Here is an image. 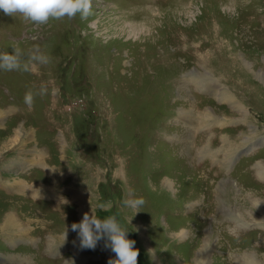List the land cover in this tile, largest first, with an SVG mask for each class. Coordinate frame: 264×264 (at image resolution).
<instances>
[{"label":"rangeland","instance_id":"1","mask_svg":"<svg viewBox=\"0 0 264 264\" xmlns=\"http://www.w3.org/2000/svg\"><path fill=\"white\" fill-rule=\"evenodd\" d=\"M12 45L28 69L0 70V264H107L104 241L81 250L70 230L93 209L130 220L138 264H264V0H92L44 24L0 11Z\"/></svg>","mask_w":264,"mask_h":264},{"label":"clouds","instance_id":"2","mask_svg":"<svg viewBox=\"0 0 264 264\" xmlns=\"http://www.w3.org/2000/svg\"><path fill=\"white\" fill-rule=\"evenodd\" d=\"M0 11L5 15L15 16L17 13L33 22L44 24L49 18L61 19L64 17L72 18L79 13L82 19H86L92 12V0H0ZM22 51L16 45H12L11 52H0V70L12 71L28 69L27 64H21ZM33 59H39L47 62L45 55L33 56ZM44 91L43 89L41 90ZM34 95L28 91L24 95L25 104H33ZM264 199L256 202V207ZM60 203L67 204L69 201L63 196L60 197ZM145 200L142 197L127 198L123 201V207L135 210H141ZM97 208L108 210L104 203H99ZM93 213H84L79 222H74L70 230L75 232L79 241L81 250H95L101 241H104L103 247L114 254L107 261V264H138L140 251L136 245V240L130 238L128 224L123 222L119 214L107 215L103 218ZM69 228L64 230V240L66 239ZM76 243V240L73 241ZM149 255L155 261L156 253L149 249Z\"/></svg>","mask_w":264,"mask_h":264},{"label":"bare ground","instance_id":"3","mask_svg":"<svg viewBox=\"0 0 264 264\" xmlns=\"http://www.w3.org/2000/svg\"><path fill=\"white\" fill-rule=\"evenodd\" d=\"M127 29V31L130 33V34H132V35H137V34H139V31H140V29H138V28H134V27H131V25H129L128 24V27L126 28ZM238 107L239 108H244V105L243 104H238ZM259 168H260V173L261 174H263L264 175V168L262 167V166H259ZM167 182L168 183H172V181H169V180H167ZM57 196V195H56ZM77 196H82V195H78L77 194ZM61 197V196H60ZM60 197L59 198H55L56 199V201L58 202H60ZM5 213V212H4ZM6 215H8L7 216V220L8 221H10V222H12V223H15V222H17V217L15 216V214L14 213H12V212H10V213H7ZM143 226V225H142ZM185 232V230H183V231H177V234H176V236L178 237V236H183V233ZM171 234V233H170ZM11 235V234H10ZM14 236H16L15 234H12V236L10 237L11 239H13V238H15ZM175 236V237H176ZM54 241V240H53ZM68 242V241H67ZM69 243V242H68ZM203 243V242H202ZM251 254V253H250ZM240 255V254H239ZM205 256H204V254H202V257H201V260L199 261V263L200 264H204V261L202 260L203 258H204ZM243 257V259L244 260H242L241 261V264H255V262H256V260H255V258H253V255L250 257V255H248L247 254V251L246 250H244V252H243V254L242 255H240V257H237V259H240V258H242ZM257 264H258V262H256Z\"/></svg>","mask_w":264,"mask_h":264},{"label":"crops","instance_id":"4","mask_svg":"<svg viewBox=\"0 0 264 264\" xmlns=\"http://www.w3.org/2000/svg\"><path fill=\"white\" fill-rule=\"evenodd\" d=\"M54 188V187H53Z\"/></svg>","mask_w":264,"mask_h":264}]
</instances>
